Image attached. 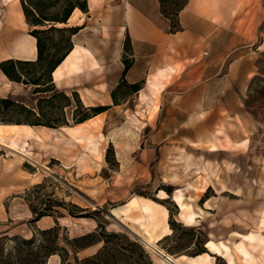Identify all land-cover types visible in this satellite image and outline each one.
Listing matches in <instances>:
<instances>
[{
	"label": "rangeland",
	"instance_id": "obj_1",
	"mask_svg": "<svg viewBox=\"0 0 264 264\" xmlns=\"http://www.w3.org/2000/svg\"><path fill=\"white\" fill-rule=\"evenodd\" d=\"M187 1L166 0L165 6L168 10H175ZM16 2L18 0H10L9 5ZM249 15L252 17V10ZM94 23L98 24V16L92 21L80 14L72 19L69 26H87V32L81 34L82 42L87 46L92 40ZM240 23L252 28L251 18L241 19ZM24 28L30 33L36 27L24 24ZM262 30L264 32V26ZM102 35L107 36L108 33L105 31ZM261 40L257 39L255 45ZM99 41L108 44L102 39ZM255 45L245 54L244 63L250 69L245 71L248 75L245 76L243 100L237 103L244 115V120H237L243 133L242 142L236 144L228 133L238 127L228 125L224 120L214 132V140L218 143L214 144L227 148L225 151H211V144L202 145L196 151L185 150L191 156L187 162H177L180 150L163 151L156 147L155 142L141 144L144 137L154 139L152 133L157 126L154 114L161 105L160 101L146 100V96L142 100L130 98L121 103L122 106H111L94 116L74 135L64 128L59 129L55 132L59 138L51 136L43 144L27 140L23 135H5L7 144L16 140L22 146L26 140L29 141L31 159L0 146V264H45L52 251L64 248L69 252L70 262L79 264L76 258H80L70 245L71 232L61 224L55 232L44 233L39 228V220L66 217L62 220L64 223L93 217L99 222L115 223L111 210L121 206L125 199L117 200L119 202L111 199H120L121 196L127 199L130 194H143L163 202L172 210L175 230L172 229L171 236L162 244H157L158 249L172 256H192L202 249L210 252L206 242L213 239L226 242L232 248L236 263L246 264L236 250V244L243 240L242 234L254 232L264 238V224L261 223L264 219V48L258 50ZM124 47L128 52V40H125ZM90 72L87 70L85 76L90 77ZM96 73L99 78L94 85L80 87L77 74L66 70L63 76L69 86L68 92L73 96L72 91L82 89L86 103L94 99L98 104L113 105L105 98L114 81H110L106 89L100 86V82H106L105 71L101 69L100 74ZM24 89L22 95L14 92L10 97L36 107L39 96L33 94L34 87L24 86ZM154 89L157 91V86ZM99 91L100 95H97ZM126 95L123 89L120 97ZM75 105L65 109L69 126L76 125L73 121ZM147 124L150 126L146 129ZM143 128L146 134L141 133ZM73 161L76 163L74 167L70 166ZM188 162L194 164L189 167ZM210 183L213 187L208 186ZM222 183L227 187L223 188ZM179 189L183 190L191 211L201 216L195 225L183 222L181 210L173 199ZM162 190L169 197L161 198ZM118 233L138 242L150 259L160 264L156 255L135 233L126 229ZM248 248L260 263H264V244H248ZM128 250L126 257L121 254L114 257L115 251H110L106 255L108 264L116 261L119 264H146L138 248L132 246ZM210 254L216 257L217 264H228V258L213 252Z\"/></svg>",
	"mask_w": 264,
	"mask_h": 264
},
{
	"label": "crops",
	"instance_id": "obj_2",
	"mask_svg": "<svg viewBox=\"0 0 264 264\" xmlns=\"http://www.w3.org/2000/svg\"><path fill=\"white\" fill-rule=\"evenodd\" d=\"M9 2L0 0V63L7 59L36 60L37 39L24 28V24L28 23L21 0L12 5H9ZM88 9L83 15L92 21L98 16V24L94 23L91 31L92 40L87 46L81 38V34L88 30L84 24L78 25L83 28L73 37L74 48L80 43L92 53L91 57L87 55L83 59L85 71L77 73V85L80 87L94 85L99 78L96 72L100 74L103 69L106 82H100V86L108 89L110 81H114V86L105 98L106 102L113 105L98 104L94 99L86 103L82 89L72 91L78 92L86 106L101 105L109 109L111 106H122L121 103L133 97L142 100L144 96L148 97L146 98L148 101H160L161 105L154 114L157 118L156 130L152 133L154 139L144 137L141 144L155 142L156 147L163 151L181 149L196 151L201 148L199 146L216 143L214 132L216 126L223 120L228 125L234 124L238 127L237 130L231 129L228 133L232 135L236 144L242 142L243 133L237 120H244V115L241 110L239 111L237 103L243 100L245 76L248 75L245 71L250 69L245 66V54L260 38L262 40L255 47L258 50L264 48L262 30L264 0H253L252 3L248 0H189L180 11L181 29L177 32L170 31V21L162 14L159 0H98L94 6L88 0ZM251 10L252 17L249 15ZM247 18H251L252 28L240 23L241 19ZM72 19L73 17L70 22ZM105 31L108 33L107 36L102 35ZM97 38L103 42L107 41L108 44H101ZM128 39L131 49L126 52L124 42ZM124 59L132 62L125 75ZM87 70L89 72L92 70L90 77L85 76ZM123 79L130 84L142 82V88L120 97V92L116 89ZM54 82L59 90L70 94L64 76L61 83L55 79ZM8 84L11 87H8ZM154 85L157 86V91ZM24 86L27 85L8 79L0 67V98L13 96L14 92L22 95L26 90ZM97 95H100V91ZM116 100L119 104H115ZM149 126L147 124L144 128L147 129ZM32 127L39 129L46 126ZM46 128L56 132L62 129ZM144 128L141 129L142 134H146ZM226 149L217 147L218 151ZM75 165L74 161L70 163L72 167ZM63 166L69 168L68 165ZM134 177L136 178V175ZM208 186L213 187L211 183ZM134 197L150 199L144 195L133 194L127 199L124 196L116 200L111 199L115 202L125 200L121 206L117 205L111 210L116 222H106L105 227L108 232H120L122 229L132 231L146 244L149 233L142 224L147 223L143 212L135 207L124 211ZM64 218L55 220L44 217L39 220V228L48 229L58 222L71 232L72 238L98 231L99 221L96 218L88 217L85 221L70 220L71 223L68 221L63 223ZM169 219L168 209L164 225L169 224L171 227ZM161 231L162 227L156 234ZM160 241L155 242L156 246ZM103 245L104 242L101 241L82 248L78 250L77 256L80 260L93 256L103 248ZM183 255L185 254L173 257L180 264H189V261L182 259ZM213 258V264H217L216 257ZM51 263L62 264V257L59 254L51 255L46 264Z\"/></svg>",
	"mask_w": 264,
	"mask_h": 264
},
{
	"label": "trees",
	"instance_id": "obj_3",
	"mask_svg": "<svg viewBox=\"0 0 264 264\" xmlns=\"http://www.w3.org/2000/svg\"><path fill=\"white\" fill-rule=\"evenodd\" d=\"M165 1L159 0L162 14L171 22L170 31L177 32L181 29L179 21L180 11L186 6L188 1L175 10H168L165 6ZM21 3L28 25L36 27L30 31V34L37 39L38 56L36 60L7 59L0 63V67L11 81L33 86V94L39 97L36 107L28 106L24 102L11 97H1L0 124L61 128L70 125L65 109L72 107L74 104H76L73 115L75 124L85 122L106 111L108 109L107 106H86L78 92H73V96H71L65 91L59 90L53 78L57 67L62 64L74 49V35L83 28L78 25L69 26L70 18L76 8H80L83 12H88V0H21ZM58 23L63 25H58ZM130 49L131 45L128 39L127 50ZM124 63L126 64L125 75L132 62L124 59ZM141 88L142 82L130 84L123 79L116 91L121 92L125 89V93L128 95L139 91ZM115 104H119V102L116 100ZM169 210L171 214L170 225L175 230L176 224L172 220V210L170 208ZM59 226L57 222L55 226L42 231L44 233L55 232ZM168 237L160 241V244ZM115 240L118 242L115 243ZM101 241L104 242V245L97 254L82 260L76 258L77 263L108 264L109 261L106 260V255L110 251H115L114 257L117 254L126 257V253L129 252L128 247L135 246L141 252V256L146 259V264H154L142 245L132 241L126 234L108 232L104 222H99L98 231L70 239V245L77 253L78 250ZM123 241L126 243H123ZM61 251H52L47 256V259L53 254H59L62 257V264H73L68 261V250L64 248ZM204 252L208 251L202 249L195 255ZM115 264H119V262L116 261Z\"/></svg>",
	"mask_w": 264,
	"mask_h": 264
},
{
	"label": "bare ground",
	"instance_id": "obj_4",
	"mask_svg": "<svg viewBox=\"0 0 264 264\" xmlns=\"http://www.w3.org/2000/svg\"><path fill=\"white\" fill-rule=\"evenodd\" d=\"M10 1V0H9ZM91 5L94 6L98 3V0H89ZM83 14V11L80 8H76L71 17H77L78 15ZM71 19V18H70ZM82 21V19H81ZM58 25H63L62 23H58ZM92 56L90 50L82 46L80 43H77L75 48L71 51V53L66 57L65 61L60 64L54 72V79L58 83L62 82V78L64 75V70H67L71 73H81L84 70L85 56ZM97 65V64H94ZM93 67V66H92ZM91 67V68H92ZM91 73V72H90ZM89 73V74H90ZM94 118H90L85 122L78 123L74 126H63L62 128L68 130L72 135L77 132H80L85 124L93 120ZM56 130L48 129L46 127L39 128L36 130L35 127L30 125L18 126L17 124H0V146H5L7 148L12 149L13 151L21 154L25 158L30 157V150L28 149L30 146V142L27 140H34L37 143L43 144L45 140H48L51 136L55 135ZM15 134L17 136L23 135L27 140L24 142L22 146H19L16 140H13L11 144L5 143V135ZM59 135H55V138H59ZM212 151H217V145H211ZM190 155L184 150L181 149L179 156L177 157V162L185 161L187 162L190 159ZM188 166H192L190 162L187 163ZM180 165V164H179ZM208 177L211 176L208 174ZM222 187L225 188L227 185L222 183ZM161 198L169 197L167 192L162 190L160 194ZM174 201L179 206L181 210V216L183 217L185 223L187 225H195L198 222V218L201 217L197 212L191 211V205L185 202V197L183 190H177V193L174 196ZM133 207L139 208L143 214L144 218H146L147 223H142L146 226V231L149 233L148 240L146 242V246L156 255L158 262L160 264L170 263V264H180L177 259L171 254L165 253L162 250L158 249L155 242L157 240H162L166 235L172 233L171 227L169 224H165L168 208L162 203L154 201L152 199H139L138 197H134V199L129 203L126 210L129 211ZM264 224V219L261 221ZM162 227V231L156 234V231ZM243 240L236 244V250L245 261L246 264H264L259 262V258L248 248V244L252 246H259L264 244V238L258 233H248L242 234ZM206 247L210 252L215 253L216 255H220L224 258H228V264H237L232 253V248L224 241L216 242L213 239H210L206 242ZM210 252H204L192 257H188L187 255H183L182 259L189 261V264H213V256ZM52 264V263H51Z\"/></svg>",
	"mask_w": 264,
	"mask_h": 264
}]
</instances>
